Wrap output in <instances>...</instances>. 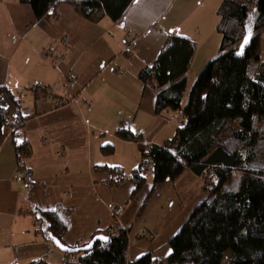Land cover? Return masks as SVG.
Segmentation results:
<instances>
[{
    "label": "crops",
    "instance_id": "0c3cea01",
    "mask_svg": "<svg viewBox=\"0 0 264 264\" xmlns=\"http://www.w3.org/2000/svg\"><path fill=\"white\" fill-rule=\"evenodd\" d=\"M176 1L137 0L114 23L102 14L88 20L68 4L59 7L58 18L37 21L20 0H0V107L15 118L10 94L18 100L21 116L28 117L18 145H27L30 154L24 162L27 177L18 165L12 131L5 130L0 139V264L66 263V255L43 238L34 209L66 214L69 248L112 229L128 233L129 263L171 254L170 240L206 200L201 178L186 170L152 193L149 176L133 196V183L113 187L109 174L96 167H121L126 174L139 167L138 145L118 138L120 129L142 135L147 144L163 145L183 123L171 110L155 114L156 92L139 78L172 36L196 46L188 84L196 69L220 55L217 11L224 0H184L172 16ZM129 36L136 42L131 51ZM97 137L112 142L94 152ZM107 146L114 147L112 156L103 153ZM115 157L112 164L109 159ZM112 206L122 207L123 214L114 216Z\"/></svg>",
    "mask_w": 264,
    "mask_h": 264
},
{
    "label": "trees",
    "instance_id": "16d2710c",
    "mask_svg": "<svg viewBox=\"0 0 264 264\" xmlns=\"http://www.w3.org/2000/svg\"><path fill=\"white\" fill-rule=\"evenodd\" d=\"M136 1L20 0L37 21L58 18L59 7L68 4L88 20L102 14L114 23ZM217 17L220 55L204 67L190 90L188 73L196 46L182 37L172 36L154 65L139 75L144 86L156 92L155 114L180 112L183 123L175 136L163 145L147 144L142 135L122 128L116 135L138 145L139 167L130 174L121 167H96L109 174L113 187L133 183V196L145 186L149 172L154 193L190 170L201 178L206 200L170 240L171 254L165 259L145 255L129 263L128 233L111 229L102 234L107 241L97 242L91 251L64 253L65 264H224L227 253V264H264V0H224ZM10 95L16 117L0 107V139L5 130L12 131L18 165L25 173L30 154L17 137L28 117L21 116L18 100ZM103 153L112 156L114 147L103 148ZM32 214L45 241L66 246V214L37 209ZM97 236L72 249L87 246Z\"/></svg>",
    "mask_w": 264,
    "mask_h": 264
},
{
    "label": "rangeland",
    "instance_id": "374dc122",
    "mask_svg": "<svg viewBox=\"0 0 264 264\" xmlns=\"http://www.w3.org/2000/svg\"><path fill=\"white\" fill-rule=\"evenodd\" d=\"M184 0H178V1H176L175 2V5H174V11H173V13H172V16H174V14H176L177 13V11L180 9L179 7H181V4H182V2H183ZM221 43V42H220ZM205 67V66H204ZM203 69L202 68H198V69H196L195 71L197 72L196 74H194V75H190V82H189V86L192 84V82L193 81H196V79L198 78V76L200 75V73H201V71H202ZM170 113L171 114H175L174 116L177 118V119H181L180 117H181V114L179 113V112H173V111H170ZM180 121V120H179ZM169 129H167V131H168ZM176 133V132H175ZM99 136V135H98ZM175 136V135H174ZM173 136V137H174ZM110 142H112L109 138L108 139H106L105 141H102V142H99V137H97V139H95L94 140V152H96L97 151V149L99 150V149H101V147H102V145H105V144H108V143H110ZM100 147V148H99ZM100 151V150H99ZM120 153V152H119ZM118 153V154H119ZM118 156V155H117ZM113 158V157H112ZM109 159L110 160V162L112 163V164H115L116 163V161H117V157H115L114 159ZM149 176H151V174H150V172L149 173H147V177L149 178ZM148 181H149V179H148ZM229 254L230 253H227L226 254V258H225V263L224 264H227L228 263V259H229Z\"/></svg>",
    "mask_w": 264,
    "mask_h": 264
},
{
    "label": "water",
    "instance_id": "95a60500",
    "mask_svg": "<svg viewBox=\"0 0 264 264\" xmlns=\"http://www.w3.org/2000/svg\"><path fill=\"white\" fill-rule=\"evenodd\" d=\"M104 238V236L100 235V236H97L96 238H94V240L88 244L87 246L83 247V248H79V249H72V248H69L67 246H64L62 245L61 243H57L56 244V247L63 253H67V254H75V253H78V252H89L91 251L92 249H94L95 247V244L97 242H106L107 239H102Z\"/></svg>",
    "mask_w": 264,
    "mask_h": 264
},
{
    "label": "built area",
    "instance_id": "2783aa9c",
    "mask_svg": "<svg viewBox=\"0 0 264 264\" xmlns=\"http://www.w3.org/2000/svg\"><path fill=\"white\" fill-rule=\"evenodd\" d=\"M63 44L64 45H68L69 44V37H64L63 38ZM135 44H136L135 40H133L129 36V38H128V50L131 51V49L135 47ZM34 89L39 91V92H42L44 90L43 87H39V86H36ZM20 177H22V176H20ZM111 212H112V214L114 216L120 217L123 214V208L122 207H118V206H112L111 207Z\"/></svg>",
    "mask_w": 264,
    "mask_h": 264
},
{
    "label": "snow or ice",
    "instance_id": "6c2138e0",
    "mask_svg": "<svg viewBox=\"0 0 264 264\" xmlns=\"http://www.w3.org/2000/svg\"><path fill=\"white\" fill-rule=\"evenodd\" d=\"M248 43V41L247 40H245V44H247ZM238 54H242V53H238ZM102 239H107L106 237H104V238H102Z\"/></svg>",
    "mask_w": 264,
    "mask_h": 264
}]
</instances>
